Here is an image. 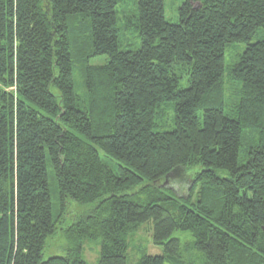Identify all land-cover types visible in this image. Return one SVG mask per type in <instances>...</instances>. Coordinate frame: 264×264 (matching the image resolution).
I'll return each mask as SVG.
<instances>
[{
    "label": "trees",
    "instance_id": "16d2710c",
    "mask_svg": "<svg viewBox=\"0 0 264 264\" xmlns=\"http://www.w3.org/2000/svg\"><path fill=\"white\" fill-rule=\"evenodd\" d=\"M125 3L0 0V264H87L86 238L98 264H128L145 222L164 254L135 264H264V0H185L179 22L165 0L131 18ZM231 43L246 47L227 67ZM49 161L62 204L91 206L61 228L67 253L43 259ZM189 179L187 197L164 184Z\"/></svg>",
    "mask_w": 264,
    "mask_h": 264
},
{
    "label": "rangeland",
    "instance_id": "374dc122",
    "mask_svg": "<svg viewBox=\"0 0 264 264\" xmlns=\"http://www.w3.org/2000/svg\"><path fill=\"white\" fill-rule=\"evenodd\" d=\"M185 0H165V14L167 18L172 22H179L180 21V14L179 8L183 4ZM129 3V8L122 11L123 15H129V17H133L134 10L136 7L137 0H126L124 4L127 7ZM134 6V9H132ZM137 11L135 10V13ZM124 17V16H123ZM128 17V18H129ZM122 30L129 31L125 28L123 23L121 24ZM126 32V33H127ZM134 34V33H133ZM130 35V34H129ZM135 35V34H134ZM123 48L128 47L129 43L126 41V36L122 32L121 36ZM137 43V42H136ZM133 49H137L139 44L131 45ZM240 47V48H239ZM246 45L244 43L241 44H228L226 47V64L227 67L232 65L234 61L238 58L236 57L238 51L241 49V52L244 51ZM73 50V48H72ZM108 61V57L105 55L95 56L89 59V63L92 65H101L105 64ZM77 64L75 65V73H74V80H75V89L77 94L82 98V100H87L86 96V88L84 86V75L81 69L78 67ZM81 66V65H80ZM180 85L182 87L188 86V77H182L180 79ZM169 107H166L168 109ZM165 111V110H164ZM174 110H171L164 114L163 119L157 122L155 126V131H166L171 130L174 128L175 124L173 119ZM246 136L243 137V145H242V152L240 155V163H243L245 160L244 150L247 147V140ZM48 171H49V181L51 186V195L53 201V212L54 217L57 220L56 223V231L53 235L47 238V246L43 252V259H47L52 256H63L67 253V239L65 238L63 231L61 228H65L70 223H72L76 218L81 214L83 210L89 208L91 205L79 203L72 198L68 197L67 202L63 205L62 200L60 197V190L58 187V182L55 179V174L53 167L49 161L48 163ZM165 187L172 190L177 197H187L190 193V189L192 183L189 180H170L169 182L165 181ZM84 247V255L87 260V264H98V259L100 256V245L97 240H93L90 238H86L83 241ZM143 254H164V249L161 245H156L152 239V223L145 222L142 223L139 228L129 237V249L127 252L128 257V264H135L136 261L143 255Z\"/></svg>",
    "mask_w": 264,
    "mask_h": 264
},
{
    "label": "water",
    "instance_id": "95a60500",
    "mask_svg": "<svg viewBox=\"0 0 264 264\" xmlns=\"http://www.w3.org/2000/svg\"><path fill=\"white\" fill-rule=\"evenodd\" d=\"M166 182H167V180H166ZM264 228V227H263Z\"/></svg>",
    "mask_w": 264,
    "mask_h": 264
}]
</instances>
